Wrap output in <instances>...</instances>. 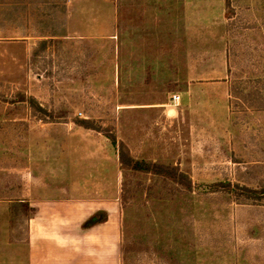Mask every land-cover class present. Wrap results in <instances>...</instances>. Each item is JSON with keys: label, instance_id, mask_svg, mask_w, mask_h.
Segmentation results:
<instances>
[{"label": "rangeland", "instance_id": "374dc122", "mask_svg": "<svg viewBox=\"0 0 264 264\" xmlns=\"http://www.w3.org/2000/svg\"><path fill=\"white\" fill-rule=\"evenodd\" d=\"M30 174H105L119 264H264V199L211 188H264V0H0V197Z\"/></svg>", "mask_w": 264, "mask_h": 264}, {"label": "crops", "instance_id": "0c3cea01", "mask_svg": "<svg viewBox=\"0 0 264 264\" xmlns=\"http://www.w3.org/2000/svg\"><path fill=\"white\" fill-rule=\"evenodd\" d=\"M26 180L22 197H0V264H119V204L105 174L71 192L38 175ZM26 203L34 209L27 220ZM101 213L106 221L82 228Z\"/></svg>", "mask_w": 264, "mask_h": 264}, {"label": "trees", "instance_id": "16d2710c", "mask_svg": "<svg viewBox=\"0 0 264 264\" xmlns=\"http://www.w3.org/2000/svg\"><path fill=\"white\" fill-rule=\"evenodd\" d=\"M40 45L44 46L45 42L44 41L41 42ZM30 103H31L30 106L36 112L40 114H45V111L41 109L32 100H30ZM75 124L87 130L97 131V129H95V127H93V125L87 120H77L75 121ZM109 139L113 144L115 143V139L113 136H110ZM118 161L119 164L124 168L144 174H152L158 177H163L164 179H168V180L170 179L175 183L181 184L185 186L187 189H190V181L188 180V178L184 174L177 171L175 168L134 161L130 158L123 145H120L118 147ZM211 188L213 190L212 192H225L228 194H232L235 198H242L251 201H261L264 199V188L260 190H254L248 187L239 186L237 184L231 185L230 183H222V182L215 183L214 185L211 186ZM25 208H26L25 211L26 213H28V215H32L34 213V209L30 208L27 203ZM28 215H27V219L29 218ZM104 221H106V214L104 213L95 214L82 225V228L84 229L89 228L95 224Z\"/></svg>", "mask_w": 264, "mask_h": 264}, {"label": "built area", "instance_id": "2783aa9c", "mask_svg": "<svg viewBox=\"0 0 264 264\" xmlns=\"http://www.w3.org/2000/svg\"><path fill=\"white\" fill-rule=\"evenodd\" d=\"M171 100L173 103H177L179 100V97L178 96H172Z\"/></svg>", "mask_w": 264, "mask_h": 264}]
</instances>
